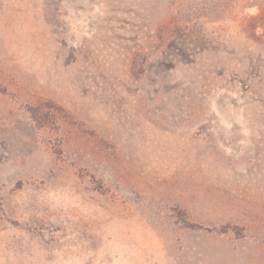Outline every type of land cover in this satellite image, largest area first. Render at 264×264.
Returning <instances> with one entry per match:
<instances>
[{"label": "rangeland", "instance_id": "374dc122", "mask_svg": "<svg viewBox=\"0 0 264 264\" xmlns=\"http://www.w3.org/2000/svg\"><path fill=\"white\" fill-rule=\"evenodd\" d=\"M0 264H264V0H0Z\"/></svg>", "mask_w": 264, "mask_h": 264}]
</instances>
